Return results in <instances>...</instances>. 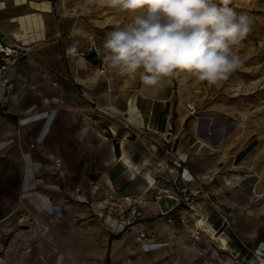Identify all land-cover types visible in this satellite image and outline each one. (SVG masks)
I'll return each mask as SVG.
<instances>
[{
  "label": "rangeland",
  "instance_id": "1",
  "mask_svg": "<svg viewBox=\"0 0 264 264\" xmlns=\"http://www.w3.org/2000/svg\"><path fill=\"white\" fill-rule=\"evenodd\" d=\"M228 6L247 14L252 25L235 48L243 64L220 86L181 74L163 86L150 87L138 74L130 78L109 68L103 58L107 34L145 14L146 7L121 11L102 1L67 12L76 16L77 30L84 34L77 41L85 46L82 57L90 72L80 77L110 81L106 98L87 96L83 81L71 73L67 62L66 75L60 79L46 78L44 83L40 72L29 67L23 80L0 83V110L12 106L6 96L12 95L14 102L23 91L28 115L38 118V127L47 110H56L57 116L43 143L28 131L29 143L19 160L15 154L0 153V264H166L154 256L156 239L147 240L146 235L139 239L136 225L142 221L146 198L133 197L129 206L124 201L129 196L108 191L103 183L108 165L101 166L109 152L119 155L125 148L143 159L153 150L171 159L181 145L188 161H206L223 182L234 174H264V0H230ZM135 94L146 119L142 128L129 126L125 119ZM153 113L162 119L161 130L156 121L150 122ZM179 116H185L181 128ZM163 134L169 142L177 139L163 145L167 143ZM194 196L215 201L208 193ZM149 199L158 200L155 195ZM220 207L223 221L220 215L227 218L229 213ZM225 223L216 233L230 238ZM205 239L210 261L260 264L253 261L257 253L250 247H244L248 254L243 259L221 250L210 235Z\"/></svg>",
  "mask_w": 264,
  "mask_h": 264
},
{
  "label": "crops",
  "instance_id": "2",
  "mask_svg": "<svg viewBox=\"0 0 264 264\" xmlns=\"http://www.w3.org/2000/svg\"><path fill=\"white\" fill-rule=\"evenodd\" d=\"M101 1L0 0V49H9L13 54H24L6 69H1L0 63V83L7 82L11 85L12 79L23 80L26 76L23 72L29 67L40 72L44 83L46 78L60 79L66 75L65 65L68 63L71 73L83 81L87 96L95 93L106 98L110 81L80 77V74L90 72V66L82 57L85 46L77 41L84 34L81 29L77 30L79 20L76 16L67 12V8L84 7ZM70 46H74L75 50L69 51ZM18 94L20 99L16 98L14 102L10 98L12 95L6 96L5 99H10L12 106L6 111L0 110V147L3 145L0 153L15 154L19 160L22 157L20 151L29 143L28 131L33 130L32 138L37 143H43L57 116L56 110H47L43 113L42 125L38 127V118L28 115V102L25 101L27 97L25 98L23 91ZM138 105L135 94L129 99L124 114L129 126L142 128L146 119ZM149 116L150 122L158 123L157 129L164 127L162 119H156L154 113ZM184 117L178 118L179 128L185 121ZM152 131L161 132L155 129ZM163 136L167 142L163 145L177 139L174 137L169 142L168 135ZM199 142L201 146L206 144L203 140ZM184 148L181 145L177 147L176 154L171 159L168 155L153 150H150L147 157L144 155L143 159H139L123 148L119 150V155L109 152L101 166L104 168L108 165L105 168L108 172L105 171L102 175L108 191L116 190V194L122 197L146 198L140 218L142 221L136 225L140 232L139 239L145 235L147 240L156 239L155 246L158 249L154 256L166 264H217L210 261L204 246L205 236L208 235L219 248L221 246V250L231 252L230 249L234 248L243 259L248 254L245 249L248 250L249 247L254 254L264 253V174H234L223 182L217 176V171L206 161H188ZM25 170L23 167L22 176ZM228 178H232L230 182ZM196 192L203 195L208 193L215 201L195 197ZM147 194L155 195L158 200L148 201ZM217 206L229 213L226 225L230 230V238L216 233L224 223L218 215ZM198 232L199 236L196 238ZM227 238L234 239V242L231 244ZM253 261L264 264V259L255 256Z\"/></svg>",
  "mask_w": 264,
  "mask_h": 264
},
{
  "label": "clouds",
  "instance_id": "3",
  "mask_svg": "<svg viewBox=\"0 0 264 264\" xmlns=\"http://www.w3.org/2000/svg\"><path fill=\"white\" fill-rule=\"evenodd\" d=\"M110 8L143 15L107 34L104 62L143 85L163 86L187 74L220 86L243 60L236 46L251 31L247 14L229 7L230 0H102ZM70 46L69 51H74Z\"/></svg>",
  "mask_w": 264,
  "mask_h": 264
},
{
  "label": "built area",
  "instance_id": "4",
  "mask_svg": "<svg viewBox=\"0 0 264 264\" xmlns=\"http://www.w3.org/2000/svg\"><path fill=\"white\" fill-rule=\"evenodd\" d=\"M57 36L61 37V34L57 33ZM23 55L24 54L20 52H15V54H13L9 49H0L1 69H6L14 65ZM0 149H3V145L0 147ZM128 198H131V197H126L124 199H128ZM126 203H127V200H126ZM131 203L132 202H130L129 204L127 203V205L131 206ZM220 216L223 218V222L225 223V221H227V218L223 214H221ZM198 236H199V232L196 234V238H198ZM256 256L258 259H264L263 252L257 253Z\"/></svg>",
  "mask_w": 264,
  "mask_h": 264
},
{
  "label": "bare ground",
  "instance_id": "5",
  "mask_svg": "<svg viewBox=\"0 0 264 264\" xmlns=\"http://www.w3.org/2000/svg\"><path fill=\"white\" fill-rule=\"evenodd\" d=\"M101 73H103L102 71H101ZM125 156V155H124ZM125 158V160L127 161V162H129V160L126 158V157H124ZM235 180V179H234ZM233 180V181H234ZM153 185V183H151V186ZM126 200H127V203L129 204L132 200H131V198H128V199H124V201L126 202ZM229 250V249H228ZM230 251L233 253V254H237V251L234 249V248H232V249H230ZM238 255V254H237Z\"/></svg>",
  "mask_w": 264,
  "mask_h": 264
},
{
  "label": "water",
  "instance_id": "6",
  "mask_svg": "<svg viewBox=\"0 0 264 264\" xmlns=\"http://www.w3.org/2000/svg\"><path fill=\"white\" fill-rule=\"evenodd\" d=\"M169 137V136H168ZM93 178V175L91 176Z\"/></svg>",
  "mask_w": 264,
  "mask_h": 264
},
{
  "label": "trees",
  "instance_id": "7",
  "mask_svg": "<svg viewBox=\"0 0 264 264\" xmlns=\"http://www.w3.org/2000/svg\"><path fill=\"white\" fill-rule=\"evenodd\" d=\"M100 64V62H98Z\"/></svg>",
  "mask_w": 264,
  "mask_h": 264
}]
</instances>
